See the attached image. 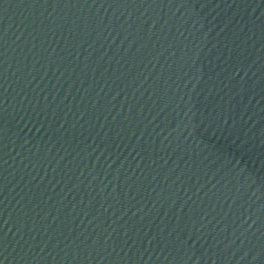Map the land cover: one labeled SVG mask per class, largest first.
<instances>
[{
  "label": "water",
  "instance_id": "1",
  "mask_svg": "<svg viewBox=\"0 0 264 264\" xmlns=\"http://www.w3.org/2000/svg\"><path fill=\"white\" fill-rule=\"evenodd\" d=\"M262 6L264 0H0V169Z\"/></svg>",
  "mask_w": 264,
  "mask_h": 264
}]
</instances>
